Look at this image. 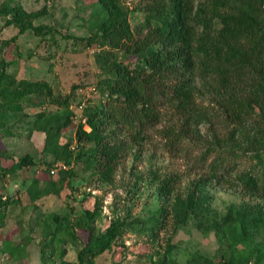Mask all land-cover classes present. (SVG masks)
Returning <instances> with one entry per match:
<instances>
[{"label": "rangeland", "instance_id": "374dc122", "mask_svg": "<svg viewBox=\"0 0 264 264\" xmlns=\"http://www.w3.org/2000/svg\"><path fill=\"white\" fill-rule=\"evenodd\" d=\"M144 1L124 0L132 9V27L146 34L149 27L141 6ZM9 7H22L26 13L22 24H6L13 17L6 13ZM103 16L96 0H0V59L10 62L8 71L18 79L49 82L56 96L71 97L68 108L33 96L19 112L0 110V166L7 171L0 173V201H16L0 204V264H77L88 235L79 222L86 209L93 210L96 203L102 208L101 215L90 223L96 232L104 231L116 217L124 220L126 227L117 242L96 257L95 264H153L169 245V258L176 264H220L231 254L223 234L212 227L200 228L201 219L194 217L175 230L172 215L163 212L170 209L171 200L160 194L158 177L177 175L176 194L209 176V164L217 155L207 154L209 142L215 138L225 141L230 131L221 119H216L215 125L204 122L193 126L182 144L171 146L164 129L177 118L173 107L162 106V119L150 130V137L141 144L128 143L110 181H101L94 165L77 156L95 146L79 143L76 131L79 124L86 123L90 109L107 99L102 81L110 55L126 63L136 61L109 46L87 45L86 38ZM40 25L51 31L36 34L33 27ZM191 80L200 90L199 107L208 105L209 95L200 96L206 90L204 80ZM67 112L73 122L63 129L59 141L69 143L72 156L56 160L44 150L47 133L39 127L46 123L37 117L39 113L51 115L50 122L55 124ZM224 145L232 175L257 167L251 151L231 141ZM28 153L35 157L36 165L14 171V163ZM59 162L67 167H59L55 175L46 170L45 165ZM62 171L67 173L60 179ZM35 179L40 180L39 186ZM48 179L58 180L60 191L37 196ZM205 190L210 221L213 216L222 220L232 205L264 209V195L232 187L227 179L211 180ZM257 236L263 240L264 230Z\"/></svg>", "mask_w": 264, "mask_h": 264}, {"label": "trees", "instance_id": "16d2710c", "mask_svg": "<svg viewBox=\"0 0 264 264\" xmlns=\"http://www.w3.org/2000/svg\"><path fill=\"white\" fill-rule=\"evenodd\" d=\"M96 1L104 16L86 38L87 45L109 46L114 52L130 54L136 61L126 63L110 55L102 81L107 99L90 109L86 123L79 124L76 131L79 143L95 146L90 151H80L78 158L86 157L99 179L110 181L128 143L141 144L150 137V130L162 119V106L173 107L177 118L174 125L164 129L171 146L182 144L193 126L221 119L230 131L225 141L215 138L209 142L207 154H217L209 164V176L176 194L177 175L158 177L160 194L171 200L170 209L163 212L172 215L175 230L194 217L201 219L200 228L212 227L221 232L231 254L220 264H264V239L257 240L264 230V209L232 205L222 220L213 216L212 222L205 190L211 180L227 179L232 187L264 195V0H145L141 6L149 27L146 34L132 27V9L124 0ZM6 13L13 16L7 25L22 24L26 17L22 7H9ZM33 30L36 34L51 31L45 25ZM9 65L0 59V110L19 112L33 96L69 107L70 96H56L46 81L18 79L8 71ZM186 73L204 80L206 90L200 96L209 95L208 105L199 107L200 90L191 77H185ZM37 118L46 123L39 127L47 133L44 150L56 160L70 158L69 143L62 145L59 139L63 129L73 122L71 113L55 124L50 122L51 115L39 113ZM238 137L242 139L239 142ZM229 141L251 151L257 158V167L232 175L230 160L224 156L228 152L224 144ZM1 159L0 154V163ZM35 165V157L28 153L14 163L13 170ZM52 165H45L46 170ZM3 171L7 172L0 166V173ZM64 173L67 172L62 171L60 179ZM34 182L39 186V179ZM58 182L48 179L37 196L59 192ZM9 202L16 201L7 199L0 204ZM101 212L96 203L93 210L86 209L79 222L88 235L77 264H95L96 257L124 233L126 223L120 217L114 218L104 231L96 232L90 223ZM171 252L169 245L153 264H176L169 258Z\"/></svg>", "mask_w": 264, "mask_h": 264}, {"label": "built area", "instance_id": "2783aa9c", "mask_svg": "<svg viewBox=\"0 0 264 264\" xmlns=\"http://www.w3.org/2000/svg\"><path fill=\"white\" fill-rule=\"evenodd\" d=\"M86 127H88V126H85V128H86ZM73 149H75V147H73ZM59 167H61V168H66L67 165H66L65 162L55 163L54 165L51 166V168H49V169H50V173H51L52 175L57 174Z\"/></svg>", "mask_w": 264, "mask_h": 264}]
</instances>
